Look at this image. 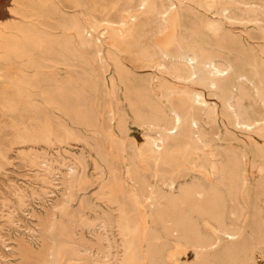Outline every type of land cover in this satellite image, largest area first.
<instances>
[{
  "label": "bare ground",
  "instance_id": "6f19581e",
  "mask_svg": "<svg viewBox=\"0 0 264 264\" xmlns=\"http://www.w3.org/2000/svg\"><path fill=\"white\" fill-rule=\"evenodd\" d=\"M68 1L87 9L82 0ZM133 1L112 0V9ZM222 1L138 0L139 9L122 22L117 12L102 19L91 15L90 28L110 29L113 38H118L116 47L138 62V67L149 72L147 68L159 65L154 84L152 76L135 73L115 53H109L110 60L103 58L101 42L93 31L53 1L9 0L6 17L0 20V51L13 54L22 64L21 82L31 88L27 97L42 101L32 108L11 102L10 114L35 141L83 140L84 131L97 136L99 144L93 147L100 175L96 197L106 199L112 209H103L86 195L85 153L70 154L64 161L66 190L47 211L39 249H24V264H108L115 256L95 255L99 243L87 232L101 234L113 228L123 247L117 264H202L208 247L221 245L225 236L235 234L224 227L227 204L244 190L248 209H254L250 197L264 191V169H256L253 175L259 173L260 178L251 186L245 157L246 151L253 157L264 152V50L258 51L251 43L259 34L264 38V23L258 24L256 16L264 15V0H226L228 5L217 10ZM20 16L34 22L26 23ZM252 22L259 28L257 34L234 31V24ZM117 23L122 27H115ZM156 36H160L157 46ZM89 52L97 53L92 62L98 67L90 63ZM112 65L115 73L108 78ZM78 66L82 68L79 74ZM106 89L116 96L124 93L133 124L140 131L124 148L110 126L107 132L101 129L105 111L101 95ZM252 94L261 103L253 118V105L248 102ZM210 96L221 101L228 123L247 135L236 152L216 157L205 154L209 161L206 177L201 180L194 175L196 181L191 182L192 164L207 146L203 125L215 110L204 101ZM105 116L117 124L122 138L130 136L125 110L109 107ZM235 136L234 131H227L225 139ZM107 138L112 147L123 151L118 153L129 165L127 176L125 170L113 167L103 151ZM32 153L34 165L52 170V161ZM210 177L214 178L210 181ZM148 214L163 225L162 232L151 227ZM201 219L215 222L219 229L208 237ZM170 246L177 251L169 253Z\"/></svg>",
  "mask_w": 264,
  "mask_h": 264
},
{
  "label": "rangeland",
  "instance_id": "374dc122",
  "mask_svg": "<svg viewBox=\"0 0 264 264\" xmlns=\"http://www.w3.org/2000/svg\"><path fill=\"white\" fill-rule=\"evenodd\" d=\"M51 1H53L60 8V10H64L72 15L78 16L86 26V29L89 32L93 31L92 33L98 37L101 42L100 48L103 58L110 60L108 55L112 52L119 57V60L122 61L124 65L131 68L135 73L144 74L146 72L145 69L138 67V62L136 63V61L132 58H129L128 54L121 51L119 46L116 47L118 38L116 40L113 38L110 33V29L106 26L101 27V29L96 31H94L93 28H90L91 15L95 17L98 16V19H102V17L108 13L110 14L112 11V13H118L120 22L127 20L130 15L135 14L139 9L137 6L138 0H134L132 4L127 6H124V2H121L115 10L112 9V0H82L84 7H87V9L82 6H76L68 0ZM7 3H9V0H0V20L6 17ZM224 5H228L226 0L218 3L216 9L218 10ZM17 6L18 8H22L23 4L19 3ZM92 9H94V12L91 11ZM256 16L259 17L257 21L258 24H263L264 15L257 14ZM21 19H25L24 21L26 23L34 22V20H30V18L21 17ZM115 27L119 29L122 25L121 23H117ZM233 28L237 34H243L245 36L254 35L259 32V28L255 22L247 25L234 24ZM243 31H245V34ZM260 36L261 35L259 34L257 38L251 40L254 48L258 51L264 50V38H261ZM110 37L112 40H110ZM114 40L115 43H113ZM159 40L160 36L154 37V43L156 46L159 45ZM95 54L97 53H88L90 58L89 61L92 65L98 67L97 63L92 62V57ZM0 55V66L2 68L0 72V79H2L0 80V264H24V249L27 246H32L35 250L39 249L41 232L43 230L44 220L47 217V211L52 208V205L66 190V165H64V161H68L71 158L70 154L79 155L81 153H85L88 162L86 173L89 186L85 190L86 195L92 198L94 202L100 204L103 209H112L108 206V203H105L107 202L106 199L99 200L96 197L99 183L98 179L100 175L96 174L93 155L95 153L94 148H96L94 146L99 144L98 137L91 136L90 132L88 133L87 131L86 133V131H84L85 139H69L68 143H50L47 141L33 140L31 134L24 131L23 126H21L20 123L11 116L9 107L13 104H17L26 106L27 108H32L36 105L39 106L38 104H41L42 101L37 96V98L27 97V93L28 91H31V88L27 84L21 82L23 75L21 76L20 74L23 73V67L21 66L22 64L20 61L18 62V59L15 58L13 54L5 50L0 51ZM81 70L82 68L79 66L76 67L77 74H79ZM158 70H160L159 65L153 68H147V71L149 72L145 73L146 75L152 76L154 84L156 82V73ZM112 73H115V67L113 65L107 75L108 78L113 75ZM8 79L13 82H9ZM245 84L246 87L250 88L249 84ZM22 94L23 96H21ZM207 98L208 97H206L204 101L209 104L210 107H214L215 110L211 112L210 118L205 119L203 131L205 133L204 141H206L207 146L202 147L200 160L196 161L195 164H192V167L195 170L194 174L189 179L191 182L194 180L196 181L194 175L201 180L206 177L205 173H207L206 170L209 168L207 156L216 157L221 156L226 152H236L238 150V146H242V139H244L247 135L241 130H236L233 125L228 123L221 110L222 103L219 99L213 96H210L208 99ZM124 99L125 97L122 91H120L119 96H116L112 94L109 89H106L101 95L102 104L105 108L103 116L101 117V129L104 132H107L109 131L108 126H110V130L115 131V136L118 135L120 146L123 148L127 145V143H129V141H133L135 136H137L140 132L138 127L133 124V113L131 112L127 101ZM248 102L253 105L250 113L253 118V115L257 114L256 111H258L257 109L260 107L261 103L258 102V98L255 94H252ZM109 107H114L115 109H118L119 112L121 110H125V112L129 115L131 130L130 136L127 138H122L119 135L116 123H110L107 120L105 115ZM227 131H234L236 136L232 139H225ZM150 134L155 136L154 132H151ZM90 139H94V142ZM110 139L111 138L106 139L103 151L109 154L113 167H115L118 171L122 170L124 172L125 170V174L127 176L129 165L127 163L125 165V161L119 156L118 152H121L122 150L119 148L116 149L110 145ZM32 152H38L42 158L47 159L50 162L52 161L54 165L52 170L47 171L44 168H39L38 165H34V158L32 156L34 154ZM205 154H207V156ZM257 154L258 155L256 157H253L251 153L246 151L245 158L248 161L246 173L251 186L256 184V179L260 178L259 173L253 175V173L256 172V169H264V152H259ZM243 159L244 158H241L240 160L244 162ZM30 160H32V162ZM188 163L191 164L190 161ZM242 172H244L243 168L241 169V173ZM146 173L149 176L151 171L147 170ZM213 178L214 177H210V181ZM240 193L235 198V202L227 204V212L223 217L225 224L224 227L229 229V232L235 234L225 236L221 245L208 247L206 251L207 255H205L203 260H200V263L264 264V191H261L258 197H250V204L254 208L253 210L248 209V199L246 198L247 192L242 190ZM75 205H77V203H75ZM142 210L143 207L140 206L139 216L144 214ZM148 223L155 230H158L159 232L163 231V225L150 214H148ZM201 223L208 237L219 229L217 224L211 220L201 219ZM87 235L89 238H92L99 243V247L94 249L95 255L101 256L105 259V254L112 253L115 258L113 261L108 262V264H117V262L121 260L123 247L121 245L120 237L117 235V231L114 228L112 231L109 230L107 233L102 232L101 234H93L87 232ZM176 251L177 247L175 246H170L168 250L169 253Z\"/></svg>",
  "mask_w": 264,
  "mask_h": 264
}]
</instances>
